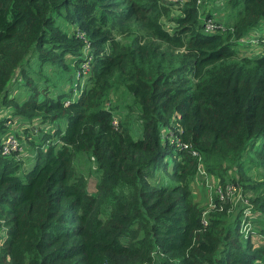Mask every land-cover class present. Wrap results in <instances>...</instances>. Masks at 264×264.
I'll return each instance as SVG.
<instances>
[{
  "label": "trees",
  "instance_id": "trees-1",
  "mask_svg": "<svg viewBox=\"0 0 264 264\" xmlns=\"http://www.w3.org/2000/svg\"><path fill=\"white\" fill-rule=\"evenodd\" d=\"M202 7L186 0L175 14L161 0H0V106L29 122L65 121L40 130L38 143L24 128L35 145L27 169L0 151V264H264V187L247 188L244 160L251 151L264 165V54H237V39L264 21V0H225L227 27L215 32L203 21L213 7ZM85 45L86 85L75 97L39 96L30 72L79 68ZM17 78L32 89L22 102L11 94ZM119 87L138 108L139 137L125 121L115 127L114 109L103 105ZM170 131L192 143L223 185L254 193L248 236L242 204L231 217L217 196L203 223L206 208L192 191L197 159ZM79 152L100 173L92 192L75 165ZM169 160L170 181L151 183Z\"/></svg>",
  "mask_w": 264,
  "mask_h": 264
},
{
  "label": "rangeland",
  "instance_id": "rangeland-1",
  "mask_svg": "<svg viewBox=\"0 0 264 264\" xmlns=\"http://www.w3.org/2000/svg\"><path fill=\"white\" fill-rule=\"evenodd\" d=\"M161 1L165 3H171L174 6L173 13L175 14L179 13L177 6H181L184 3L181 0H161ZM213 1L214 0H206L205 8L207 9L209 7L208 6L209 3H212ZM215 1H219V0H215ZM224 1L222 2V4H224ZM203 4H205V2ZM203 4L199 6L198 8L199 12L203 10V7H202ZM214 12L215 11H213V13ZM60 22L62 23L63 29L67 30L69 34L70 32H75L79 30L77 25H75L74 23L65 21L63 19H60ZM76 28L78 30H75ZM254 37H255V34H251L250 38H254ZM253 45L257 46V44H253ZM89 46L87 47L85 45L84 46L85 48H83L82 54L84 55V57L87 55L86 48H89ZM67 58L66 60H69V61L73 60V58L70 57L69 54L67 55ZM70 63H71L70 64L71 67L68 69V71L64 70L62 66L59 67L58 69H54L52 66H45L42 70V76H39V73L36 72L35 70H32L30 72L31 78L35 82L34 85L40 90L39 96H43V94L47 96H55L61 90L69 92L67 97L76 96V94L86 85L87 78H86V74L78 75L76 71H78L79 68L74 67L72 65V62ZM79 63H80L79 65H81V61ZM31 65L33 69H37V64L33 60H31ZM44 76H47L48 80H45L43 78ZM68 77L69 79H67ZM41 89H47L46 93H44ZM31 93H32V89L28 88L26 85L22 83L21 79L17 78V81H15L13 84V90L11 94H14L17 97L18 102H22ZM105 103L109 104V106H111L114 109L113 115L119 120L118 124L115 127H119L120 121H125L127 123L128 129L131 131V133L135 137H139L141 135L138 108L136 104L134 103L133 96L129 92H127L124 87L112 89L111 92H109V95L107 94L104 97L103 105H105ZM10 112H11L10 108L6 106H0V118L6 117V115H12V113ZM33 120H38V122L36 121L29 122L28 120H25V121L29 122L28 125H31L33 129L36 130L35 134L27 133L29 138H33L35 143H38L40 140H43L41 139L42 131L52 132L57 124L60 123V125L63 127L65 123L63 119L50 120L46 118V119H43V121L39 119H33ZM40 128H43V129H40ZM164 132L167 133V130H165ZM28 149H26L24 154L19 156L22 161L21 168L23 170L27 169L34 161L35 145L28 142ZM30 150H32V152ZM248 155H252L253 159L251 160L248 158L244 159L245 160V172H246V175H248V177L250 178L247 181L248 182L247 188H251V187H248L251 184H254V183L259 184L260 182L263 183L262 186L264 187V165L261 163H257V160L251 151L248 152ZM75 165L77 168L81 170L82 173L86 175L88 182H89L88 189L91 192L94 191L95 190L94 184L96 180L99 179L100 177V173L97 170L95 161L92 158H89L86 154L79 152L75 155ZM171 167H172L171 160H169V164L167 168H164V167L158 168L155 171L154 175L150 177L151 183L162 184L167 181H170V176L168 175V173L171 171ZM228 173L233 174L234 172L228 171ZM218 185H222V184L220 180H218V178H216L212 173H209L206 171V174L198 175L192 181V191L194 194L193 195L194 199L200 202L201 205L205 207H211V205H214L213 207L210 208V209H214L215 204H216L215 203V196H216L215 189ZM248 190L249 189H245V191L244 190L242 191L241 187H239L238 185H234L233 192L228 191L225 194L224 198L226 197H229V198L224 199L222 201H225V200L229 201L228 210L231 211L230 212L231 217H233L236 214L235 212L237 211L236 209L240 204L239 197L241 194H243V196L247 197L248 199L249 197L254 195L253 192L248 191ZM94 193L98 195L97 192H94ZM220 208H222V206H220ZM251 212H253V208ZM253 213H254L253 219L258 217V214H256V212H253ZM231 217H229V219H231ZM252 238L254 240H258L257 235H253Z\"/></svg>",
  "mask_w": 264,
  "mask_h": 264
},
{
  "label": "built area",
  "instance_id": "built-area-1",
  "mask_svg": "<svg viewBox=\"0 0 264 264\" xmlns=\"http://www.w3.org/2000/svg\"><path fill=\"white\" fill-rule=\"evenodd\" d=\"M182 2L186 0H181ZM205 2L206 0H196V3L200 6ZM222 5L217 7L218 12L213 14V16H204V30L206 32H215V31H221L226 29L227 25L224 21V11L222 9ZM79 29V28H78ZM77 28L75 30H78ZM82 31L78 30L77 34L85 37L84 33H80ZM251 34H255L254 38H250ZM257 44V46L253 45ZM256 48H255V47ZM237 54L238 55H257V54H264V21L262 22L261 26L259 28L251 30L248 34L242 35L237 39ZM90 56L86 55L85 58L81 61V65L79 67V70L76 71L78 75L80 74H86V76L89 73L90 70V64H89ZM67 101V99H65ZM6 132L3 134L1 139V146L0 151L2 154L5 155H11L14 154L16 158H20L19 156L24 154L26 149H28V143L26 141L27 137L24 132V128L31 125H28L29 122L23 120L19 115H6ZM38 122V120H33ZM119 120L113 115L112 117V123L114 126L118 124ZM36 128V126H35ZM43 129V128H40ZM180 130V129H179ZM170 140L175 141V144L181 148L186 149L189 151L193 156L197 159V168H198V175L206 174V169L204 167V164L202 162V155L201 153L193 147L192 143L189 141H184L181 139L180 136L174 135V132H169ZM29 150V149H28ZM32 152V150H30ZM222 184V183H221ZM235 183L229 182L226 185H218L215 189V193L219 201H222L224 199H227L229 197L224 198L225 194L228 191L233 192ZM216 203V202H215ZM239 203L242 204V216L240 221V228L241 231H243L245 236H248V234L251 232V226H252V219L254 216V213L252 211V203L247 198L244 197L243 194L239 197ZM209 205V204H208ZM214 205H211L213 207ZM211 207H205L206 209L203 211V217L202 221L204 224L207 223V213L209 210H211ZM216 207V204H215ZM2 239L0 238V243Z\"/></svg>",
  "mask_w": 264,
  "mask_h": 264
},
{
  "label": "crops",
  "instance_id": "crops-1",
  "mask_svg": "<svg viewBox=\"0 0 264 264\" xmlns=\"http://www.w3.org/2000/svg\"><path fill=\"white\" fill-rule=\"evenodd\" d=\"M224 0H219V1H213L212 3H209V7L211 8V7H213V11L215 10L216 12L215 13H217L218 12V10H217V7H219L220 5H222V2H223ZM31 129H32V132L35 134L36 133V130H34L33 129V127H31Z\"/></svg>",
  "mask_w": 264,
  "mask_h": 264
}]
</instances>
